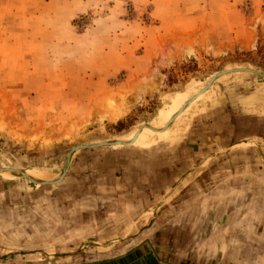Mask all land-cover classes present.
I'll return each instance as SVG.
<instances>
[{"label": "rangeland", "instance_id": "obj_1", "mask_svg": "<svg viewBox=\"0 0 264 264\" xmlns=\"http://www.w3.org/2000/svg\"><path fill=\"white\" fill-rule=\"evenodd\" d=\"M233 69L264 75V0H0V252L187 243L224 214L263 254L264 78L203 91Z\"/></svg>", "mask_w": 264, "mask_h": 264}, {"label": "crops", "instance_id": "obj_2", "mask_svg": "<svg viewBox=\"0 0 264 264\" xmlns=\"http://www.w3.org/2000/svg\"><path fill=\"white\" fill-rule=\"evenodd\" d=\"M229 224L224 214L218 219L211 217L204 236L192 231L187 243L179 239L169 243L166 236L156 241L151 237L152 231L144 232L143 236L134 231L131 236L127 232L121 238L126 241L117 238L103 244L86 240L85 246L61 254L0 252V264H264V253L257 248L248 251L247 244L236 238V234L244 231L243 226ZM178 233L183 234V228Z\"/></svg>", "mask_w": 264, "mask_h": 264}, {"label": "water", "instance_id": "obj_3", "mask_svg": "<svg viewBox=\"0 0 264 264\" xmlns=\"http://www.w3.org/2000/svg\"><path fill=\"white\" fill-rule=\"evenodd\" d=\"M232 72H250V73H253L257 76H260L262 78H264V75L257 72V71H254V70H249V69H233V70H230V71H225V72H220V73H217L215 74L213 77L210 78V80L208 81V83L206 84V86L204 87L203 91H207L210 86L213 84V82L218 79L219 77H221L222 75L224 74H227V73H232ZM184 109V107H182ZM114 144H118L117 142L115 141H110V142H104L102 144H93V145H80V146H76L74 148H72V150L68 153L67 155V158H66V163H65V166H64V169L62 170V172L60 173V177L54 181V182H49V183H41L42 185H39V186H50V185H55V184H58L63 178L64 176L66 175L67 171H68V168H69V164H70V158H71V155L72 153L76 152V151H79V150H84V149H92V148H95V147H102V146H113ZM21 177H25L23 175H20ZM28 178L26 177V180ZM30 183L34 184L35 185V182L31 181V180H28Z\"/></svg>", "mask_w": 264, "mask_h": 264}, {"label": "bare ground", "instance_id": "obj_4", "mask_svg": "<svg viewBox=\"0 0 264 264\" xmlns=\"http://www.w3.org/2000/svg\"><path fill=\"white\" fill-rule=\"evenodd\" d=\"M199 95H200V94H199ZM192 101H194V99H193V100L190 99L188 102L185 103L184 106H187L188 103H190V102H192ZM173 120H174V116L170 119V121L168 122L167 126L170 125V123H171ZM117 143H118V142H117ZM131 143H132V142H131ZM118 144H119V143H118ZM127 144H130V143H127ZM3 173H4V172H2V171L0 170V176H1L3 179H9V178H11V177H7V176L3 175ZM10 173H13L14 175L19 176V177H21L20 175H23V176H25V177L35 176V177H39V178H50V177H52V176H41L40 173L34 174V172L32 173V172H30V171H14V170H10ZM38 174H39V175H38ZM28 175H29V176H28ZM53 177H56V176L54 175ZM59 177H60V176H59ZM59 177H58V178H59ZM46 183H49V182H46Z\"/></svg>", "mask_w": 264, "mask_h": 264}]
</instances>
